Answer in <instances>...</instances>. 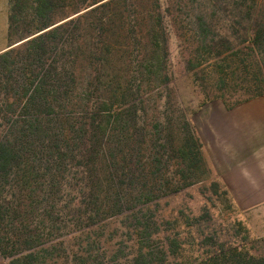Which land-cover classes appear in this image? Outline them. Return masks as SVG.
Listing matches in <instances>:
<instances>
[{
    "label": "trees",
    "instance_id": "trees-1",
    "mask_svg": "<svg viewBox=\"0 0 264 264\" xmlns=\"http://www.w3.org/2000/svg\"><path fill=\"white\" fill-rule=\"evenodd\" d=\"M104 1L72 0L64 17L53 18L58 0H33L36 28L18 38L17 43H22H12L0 53V257L7 264H121L123 260L125 264H174L177 260L175 240L163 236L152 211L161 199L195 184L193 171L205 167L202 147L185 119L176 143L169 123L167 128L151 125L148 143L146 131L137 125V105L146 92L141 93L143 86L152 93L162 91L155 87L157 81L164 87L171 84L165 35L172 26L162 28L161 5L156 0H152L155 23L148 30L130 20V8L135 9L130 0ZM188 1L190 30L177 38L184 72L200 92L203 105L220 99L229 109L264 99V86H260L253 93L244 91L232 104L223 100L226 75L247 77L256 67L264 85V13H244L241 2L238 11L244 14H231L227 9L235 5L231 0ZM251 1L253 7L262 4ZM20 5V0L9 2V28L18 21L14 18ZM113 6L117 13L109 12ZM163 12L168 13V6ZM240 27L242 34L236 31ZM83 28L91 35L86 44L80 35ZM112 29L130 50L127 68H120L123 78L118 74L112 96L103 98L111 87L108 84L103 91L98 82L109 49L103 37ZM144 37L152 39V50L145 55L139 49ZM182 43H190L194 50L181 49ZM84 57L91 70L77 85V64ZM225 69L230 73L225 74ZM130 97L132 101L126 102ZM76 107L81 113L68 115ZM162 136L166 138L161 143ZM146 153L151 160L143 158ZM165 160L178 175L168 192L154 177ZM181 165L184 170L178 172L175 168ZM98 168L105 175L96 179ZM108 211L111 214L103 215ZM99 213L102 216L97 218ZM125 220L129 225L123 224ZM107 221L119 224L110 234L109 251L96 235ZM219 245L217 253H209L206 263L199 264H264L263 258L237 252L238 248L222 251L224 245Z\"/></svg>",
    "mask_w": 264,
    "mask_h": 264
},
{
    "label": "rangeland",
    "instance_id": "rangeland-1",
    "mask_svg": "<svg viewBox=\"0 0 264 264\" xmlns=\"http://www.w3.org/2000/svg\"><path fill=\"white\" fill-rule=\"evenodd\" d=\"M20 1L21 5L17 7V16L16 18H14L18 21L14 25H12L10 29V0H0V48L7 47L8 49V47L12 43L18 42V38L23 36L26 32H31L34 28H36V23L32 21V7L34 6L33 0ZM84 1L87 2L90 0ZM130 1V3H132L135 7V9L133 7L130 8V13L128 14H131L130 20L139 22L143 27L146 28L145 30L153 28V25L155 23L153 16H156V14H153L154 4L152 0ZM156 1L161 5L162 13L160 14V19L162 18V28L166 25L172 26V29L167 28V31L169 30V33L167 34L166 32L165 35L169 53L167 70H169L168 78L170 77L169 81L171 82V84L169 85V87H164L161 83L155 81V87L160 88L162 91H155L152 93L148 92V87H146L147 85L143 86V88L141 89V93L143 94L142 90H146V92L142 95L143 99L140 100V104L137 105L139 108L137 114L139 122H137V125L139 128L146 131L145 140L148 143V141L151 139L149 137V134L151 135L153 133L150 130L151 125L157 126L159 124L160 127L167 128L169 123V126L171 125L172 127L171 130L173 135L175 136L174 141L176 143V141L180 139L177 133H181V127H184L183 119H185L189 121V123L193 127L196 138L198 139V128H200L199 120L202 118V115L206 111L208 103L203 105L204 100L200 92L193 85L191 77L186 76L184 72V64L182 63L180 53L181 51L179 50V46L181 44L179 43V39L177 38V35L182 36L183 33L185 34L187 33V30H190L186 19L190 14V1ZM205 1L209 2L211 0H203L202 2ZM226 1L229 0H224V2ZM231 1L235 2V5L233 4V6L227 8L229 13L231 14H244L247 11L252 12L253 10L254 12L261 11L264 13V0H259L262 2V4H258L256 7H253L251 0ZM73 2L72 0H58V7L54 9V11L51 13V16L53 18L64 17L67 11H69L72 7ZM241 2L244 3L242 5L245 6V8H242V11L244 13H240V10L238 11L239 6H237V3L239 4ZM69 4L70 6L67 8V5ZM167 6L168 13H164L163 11ZM113 8L115 9L110 8L109 12L113 14L117 13L118 8L115 6H113ZM219 10L223 11L221 7H219ZM83 12L69 17L63 22H66L67 20ZM128 15L125 16L126 19ZM119 18L120 17L114 20L116 24L115 26L118 25L120 20ZM63 22L57 23L56 25H59ZM131 22L133 21H130V23ZM86 23L87 21H85V25ZM218 28H220V26ZM218 28L216 27V31L222 32V30ZM243 29L244 28L240 27L237 28L236 31L239 32V34H242ZM80 35L82 39L86 40L85 44L87 43V40L91 38L90 31L86 28L82 29ZM143 36H145V33ZM161 37L163 38V35ZM103 38H105L107 48L109 49H106L107 51L103 56V64H100L103 70L100 71L98 82L102 83L101 90L103 89V91H105L107 85L110 84V95L103 92L102 96L103 98H109L110 96H112L110 89L112 88L114 79H117L116 76L120 74L121 79L124 76V73L120 72V70L124 69V67L127 68V58L125 57H127L126 52L128 49L130 50V48L128 47L127 41L121 39V36L115 29L107 32V34H105V37ZM150 38L148 37L147 40V38L144 37V40L140 46L141 48H139L141 52L143 51L144 55L152 50L150 43L152 39ZM157 38L162 42V40L160 39V33L157 34ZM241 40L242 39H239V42H241ZM165 45L166 44L164 43V46ZM190 45V43H182L181 49H193ZM161 47H163V45H161ZM185 54H187V52H185ZM121 56H124V59L122 58L121 60ZM202 58H205V55H203ZM77 67L79 69L76 72L78 77L77 85H79L90 73L91 68L88 67L85 57L77 64ZM256 71V67L250 69L249 75H247V77L240 73L233 76L226 75L227 78L225 79V83L227 89L225 92H223V100L226 104H232L236 100L241 98L240 96L245 93L244 91L250 92L251 90V93H253V90H256V88L264 86L260 85L261 77L256 73ZM224 72L225 74L230 73L228 69H225ZM145 74L146 73H144L143 75ZM205 74L206 73L204 72L202 76L205 77ZM143 79H146V76H144L141 80ZM76 92L77 94H80V90H77ZM216 94L221 93L218 92ZM125 101L129 103L132 101V99L131 97L126 98ZM215 101L222 102V100L220 99H217ZM67 112L68 115H71L72 112H78L80 114L81 108H70V110ZM203 131H205V128L203 129ZM202 133L203 135H205V132ZM165 138L166 137L164 136L160 137V141L161 139L165 140ZM105 149H107V147ZM104 154L106 155V152ZM202 156L205 161V167L203 166L200 167L197 171H193V180L195 184L188 188H185L183 191L176 195L161 199L157 208L155 209L156 212L152 211L153 214H157L156 216H154V218L158 219L160 227L164 231L163 236L168 238L169 240L173 238L176 242L174 252L175 254L173 253V256L177 258V260L174 261V264H199L202 260H204L206 263V258H208L207 255L209 253H217V249L220 246L219 243H223L224 245L222 251H230L232 249L238 248L237 252L246 253L249 256L264 259V235H262L264 227L262 226L261 222L255 219L252 215L242 213L234 207L226 190H223L218 183L214 182V179L212 178V170L210 168V165L208 164V161L206 159L207 157L203 149ZM143 158L151 160L150 156H148V153L144 154ZM98 165H100V163H98ZM175 169H177L178 172L179 170L180 172H182L184 170V167L181 165L179 168L176 167ZM173 172L174 168L168 167L166 160L163 161L160 172H158V174L154 176L155 178L160 180L161 185H164L165 190L162 191L168 192L173 188L171 186V183H173L174 180H176V182L178 181V175L174 176ZM94 173H97L94 176V178L96 179H99V177L102 178L105 175V172L99 168ZM191 181L192 175L190 182ZM111 212L112 211L105 212L103 213V215L106 214L107 216L108 214H111ZM99 214L100 215L98 217L96 215L97 218L102 216V213ZM125 222L126 223L123 224L129 225V223H127V220H125ZM133 224H135L134 221ZM117 228H119L118 222L107 221L102 225L101 229H96V235L104 240L102 244L106 243V247L109 248L107 251L110 250L112 245V237L110 234L117 230ZM125 251L126 250H124V252ZM125 254L127 253H124V255ZM105 255L106 257L110 256L108 252ZM100 259H98L97 261H99ZM5 262L7 263V261ZM124 262L125 260H123L121 264H125ZM127 262L130 261L127 260ZM114 263L115 261H113V264Z\"/></svg>",
    "mask_w": 264,
    "mask_h": 264
},
{
    "label": "crops",
    "instance_id": "crops-1",
    "mask_svg": "<svg viewBox=\"0 0 264 264\" xmlns=\"http://www.w3.org/2000/svg\"><path fill=\"white\" fill-rule=\"evenodd\" d=\"M199 121L198 139L214 182L226 190L238 211L264 227V99L229 109L223 102H210ZM0 264L7 263L0 257Z\"/></svg>",
    "mask_w": 264,
    "mask_h": 264
},
{
    "label": "water",
    "instance_id": "water-1",
    "mask_svg": "<svg viewBox=\"0 0 264 264\" xmlns=\"http://www.w3.org/2000/svg\"><path fill=\"white\" fill-rule=\"evenodd\" d=\"M21 43H22V42H21ZM18 44H20V43H18ZM18 44H16V45H18ZM16 45H14V46H16ZM14 46H13V47H14Z\"/></svg>",
    "mask_w": 264,
    "mask_h": 264
}]
</instances>
